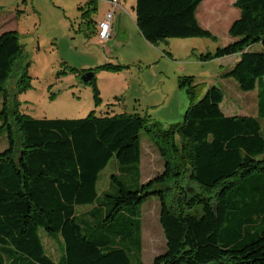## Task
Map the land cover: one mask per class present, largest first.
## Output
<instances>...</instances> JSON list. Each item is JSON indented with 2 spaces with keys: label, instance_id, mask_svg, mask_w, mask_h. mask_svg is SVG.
<instances>
[{
  "label": "trees",
  "instance_id": "trees-1",
  "mask_svg": "<svg viewBox=\"0 0 264 264\" xmlns=\"http://www.w3.org/2000/svg\"><path fill=\"white\" fill-rule=\"evenodd\" d=\"M202 1L136 0V24L153 45L213 37L197 18ZM222 1L206 0L205 6L218 13ZM235 6L241 13L228 29L234 40L199 58L240 55L223 77L244 91L258 85V118L224 115L220 87L212 85L199 98L194 76L183 75L179 86L190 105L184 122L167 128L138 114L94 111L80 118L26 119L13 111L5 85L23 47L17 31L0 34V133L9 142L0 152V264H135L127 244L140 255L141 206L152 196L160 201L166 239V250L152 264H264V0H236ZM257 44L262 48L253 50ZM28 77L25 69L17 84ZM143 130L164 170L141 183ZM111 159L124 166L135 188L112 174L111 191L100 192V173ZM184 179L201 191L190 193ZM42 229L59 242L58 260L48 253Z\"/></svg>",
  "mask_w": 264,
  "mask_h": 264
},
{
  "label": "rangeland",
  "instance_id": "rangeland-1",
  "mask_svg": "<svg viewBox=\"0 0 264 264\" xmlns=\"http://www.w3.org/2000/svg\"><path fill=\"white\" fill-rule=\"evenodd\" d=\"M126 1L130 0L120 1L112 21V38L104 44L95 25L109 6L105 0H0V34L17 31L23 47V56L16 61L5 84L13 111L17 110L26 119L80 118L87 117L91 111L97 115L138 114L147 118L151 125L159 123L162 128H167L184 122L190 99L186 90L179 86V77L191 75L198 84L199 98L212 85L223 90L221 108L224 115L258 118V85L254 90L244 91L234 78L220 75L232 66L236 57L208 61L199 58V55L213 53L217 47L234 40L228 29L241 13L235 6L236 0L217 3L219 12L214 14H211L213 7L205 6L206 0L198 6L197 18L213 37L167 38L157 45L149 43L141 34L135 21V7ZM228 11L230 14L226 17ZM121 24L125 28H121ZM261 48L262 44H257L253 50ZM25 69L29 77L18 85ZM87 71L95 72L94 82L82 81ZM4 99V94L0 93V111ZM260 122L264 134V119ZM16 140L19 149L18 134ZM141 141L142 183L164 170V160L151 142L148 131H142ZM8 146L6 133H0V152ZM123 172L124 166L111 159L100 173V192L110 189L112 174H122L124 181L135 188L128 174ZM183 184L190 193L201 191L187 179ZM103 198L102 195L96 206ZM89 207L78 206L77 209ZM160 208V201L153 196L141 206L140 255L135 245L127 244L135 264H152L155 257L166 250L159 220ZM40 233L45 232L42 229ZM43 237L48 253L58 260L59 242Z\"/></svg>",
  "mask_w": 264,
  "mask_h": 264
},
{
  "label": "crops",
  "instance_id": "crops-1",
  "mask_svg": "<svg viewBox=\"0 0 264 264\" xmlns=\"http://www.w3.org/2000/svg\"><path fill=\"white\" fill-rule=\"evenodd\" d=\"M106 1V3H108L109 4V6H108V8H106V10L104 11V12H102V15L100 16V19L98 20V21H96V25H95V29H96V33H97V30H98V22L101 20V19H103V17H104V15L107 13V12H109V11H114L115 13H116V9L119 7V5H120V1L121 0H119V1H117V0H115V1H110V0H105ZM126 2H130L129 4H131L132 5V7H135V5H136V1L134 2V1H132V0H130V1H126ZM122 8L125 10V8L122 6ZM114 16H115V14H114ZM120 17H122V15L120 14L119 15ZM135 21H136V12H135ZM137 25V24H136ZM138 27V26H137ZM121 28H125V26H123V24H121ZM113 31V30H112ZM113 33V32H112ZM112 38V37H111ZM111 40V39H110ZM109 40V41H110ZM108 41V42H109ZM231 56H235L236 57V60H235V62H233V64H231L232 66H228L229 68H227L224 72H221V76H222V78H225V77H223V74L227 71V70H229L231 67H233V65L239 60V58H240V55L239 54H235V55H231ZM231 56H225V57H222L221 59L222 60H225V58H228V57H231ZM228 79V78H227ZM143 156V155H142ZM141 162H142V160H141ZM143 175V171H142V168H140V179H141V176ZM146 181V180H145ZM144 181V182H145Z\"/></svg>",
  "mask_w": 264,
  "mask_h": 264
},
{
  "label": "built area",
  "instance_id": "built-area-1",
  "mask_svg": "<svg viewBox=\"0 0 264 264\" xmlns=\"http://www.w3.org/2000/svg\"><path fill=\"white\" fill-rule=\"evenodd\" d=\"M114 14V11H109L104 15L103 19L98 22L97 34L100 41L104 44H106L112 37V21Z\"/></svg>",
  "mask_w": 264,
  "mask_h": 264
},
{
  "label": "water",
  "instance_id": "water-1",
  "mask_svg": "<svg viewBox=\"0 0 264 264\" xmlns=\"http://www.w3.org/2000/svg\"><path fill=\"white\" fill-rule=\"evenodd\" d=\"M95 77V72L94 71H87L83 74L82 76V81L84 83H90L93 78Z\"/></svg>",
  "mask_w": 264,
  "mask_h": 264
}]
</instances>
